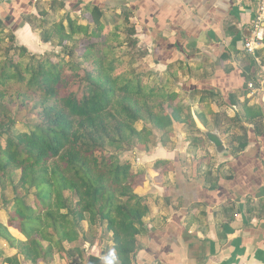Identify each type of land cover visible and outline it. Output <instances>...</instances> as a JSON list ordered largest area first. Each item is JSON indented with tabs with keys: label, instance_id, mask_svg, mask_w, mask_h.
Instances as JSON below:
<instances>
[{
	"label": "crops",
	"instance_id": "crops-1",
	"mask_svg": "<svg viewBox=\"0 0 264 264\" xmlns=\"http://www.w3.org/2000/svg\"><path fill=\"white\" fill-rule=\"evenodd\" d=\"M111 3L0 0V20L18 26L15 42L30 53L56 54L55 43L40 41L42 23L85 24L91 6L120 13ZM122 6L135 30L133 67L176 92L194 123H174L166 140L138 147L134 170L143 176L134 192L149 212L133 264H264V44L253 57L241 45L255 1L124 0L115 8ZM80 226L84 260L56 254L50 264H89L90 256L119 264L109 233Z\"/></svg>",
	"mask_w": 264,
	"mask_h": 264
},
{
	"label": "trees",
	"instance_id": "trees-1",
	"mask_svg": "<svg viewBox=\"0 0 264 264\" xmlns=\"http://www.w3.org/2000/svg\"><path fill=\"white\" fill-rule=\"evenodd\" d=\"M110 6L121 10L123 31L111 28L98 6L83 10L85 24L69 17L66 24L42 23L40 41L56 44L58 53L46 50L54 61L17 45L18 26L0 20V189L14 192L0 239L15 251L0 250L2 264H50L56 254L84 260L82 222L111 235L119 264H133L149 208L134 192L143 172L121 154L147 145L154 133L166 140L174 123L194 125L176 92L133 67L131 13ZM11 107L33 121L27 131H11Z\"/></svg>",
	"mask_w": 264,
	"mask_h": 264
},
{
	"label": "rangeland",
	"instance_id": "rangeland-1",
	"mask_svg": "<svg viewBox=\"0 0 264 264\" xmlns=\"http://www.w3.org/2000/svg\"><path fill=\"white\" fill-rule=\"evenodd\" d=\"M118 11V10H117ZM106 20L109 21L110 23L112 22L111 28H113V23L114 25H119L120 26V31H123L125 28V23L123 21V15L120 14L119 12H107L106 15ZM6 34H4L3 36H5ZM55 44H53L54 46ZM7 46H9L8 41L4 38V42L2 43V47L3 48H7ZM130 47H124V50L121 54H128L130 52ZM52 53H47L45 55L50 56L53 61L55 60L53 55H51ZM136 54V53H135ZM135 54L133 56H135ZM138 57V56H137ZM135 58V57H133ZM130 59H126L125 64L126 66L121 67L120 69H123L124 67H129L127 65H129ZM139 72L144 73L142 70H139ZM11 119L14 122V125L11 129V131L13 132H23V131H27L29 126H31L33 123V121H30L24 114V112H18L16 111L15 107H11ZM137 128H141V124L137 125ZM0 131H2L0 129ZM4 137L0 138V142H2L4 139ZM157 138H159V135H154L152 136L149 144L151 147H153V145L156 144ZM140 149L138 148V146H135V148H133L131 151L128 152H123L121 154V159H128L131 163H135L134 160L136 158H140L141 154H140ZM135 152V153H134ZM134 167V166H133ZM18 178V173L15 175V181ZM14 197V192L12 191L11 187L6 188L5 190H1L0 189V223L3 224L4 226H6L7 224V212L10 209L11 205H12V200ZM29 202H32V198L29 197ZM9 232L15 236L16 238H19L21 240H23V236L19 234V232L17 230H14L13 228H9L8 229ZM0 250L3 251L4 255H8L11 256L14 254L15 251L8 249L7 245L5 244V242L3 240L0 239ZM21 264H27L24 261H22V259H20ZM0 264H2L0 262Z\"/></svg>",
	"mask_w": 264,
	"mask_h": 264
},
{
	"label": "built area",
	"instance_id": "built-area-1",
	"mask_svg": "<svg viewBox=\"0 0 264 264\" xmlns=\"http://www.w3.org/2000/svg\"><path fill=\"white\" fill-rule=\"evenodd\" d=\"M254 1L255 8L253 19L249 26L248 35L243 38L241 44L243 52L250 57H253L256 50L264 44V0ZM257 76L258 79H260V82L264 83V71L262 72L261 77L259 75ZM257 88L256 81L251 80L246 88L248 89V95H256Z\"/></svg>",
	"mask_w": 264,
	"mask_h": 264
},
{
	"label": "water",
	"instance_id": "water-1",
	"mask_svg": "<svg viewBox=\"0 0 264 264\" xmlns=\"http://www.w3.org/2000/svg\"><path fill=\"white\" fill-rule=\"evenodd\" d=\"M109 2H113L114 4H117V5H122L124 0H108ZM1 132V131H0Z\"/></svg>",
	"mask_w": 264,
	"mask_h": 264
}]
</instances>
